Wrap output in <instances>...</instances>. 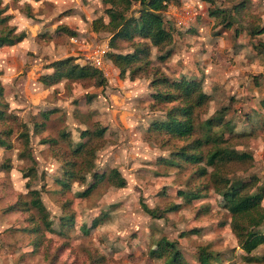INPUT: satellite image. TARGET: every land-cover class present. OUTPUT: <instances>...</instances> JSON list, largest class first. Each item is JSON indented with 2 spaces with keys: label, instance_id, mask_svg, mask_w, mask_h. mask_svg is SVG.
Segmentation results:
<instances>
[{
  "label": "rangeland",
  "instance_id": "374dc122",
  "mask_svg": "<svg viewBox=\"0 0 264 264\" xmlns=\"http://www.w3.org/2000/svg\"><path fill=\"white\" fill-rule=\"evenodd\" d=\"M1 1L13 16L9 25L26 38L0 49V80L13 131L12 147L0 148V264H168L164 258L150 256L162 238L175 243L182 264H200L198 252L205 246L225 253L223 264H255L246 261L232 233L230 215L219 206L211 180L214 168L206 162H182L176 167L164 163L187 142L148 131L153 121L165 118L150 107L151 75L121 78L120 71L106 59L108 83L104 87L70 80L46 87L39 81L52 72L48 68L52 62L73 57L79 64L90 65L86 58L98 46L109 48L112 34L93 30L95 20L109 22L103 0ZM181 1L175 5L192 11L196 21L189 32L176 28L173 52L164 63L153 49V65L172 80L182 76L203 79L204 91L211 97L204 118L228 107L227 119L234 122L236 132L248 134L236 139L235 147L253 156V162L246 165L220 166L223 174L232 179L256 176L264 186V131L257 115L264 99V34L251 38L246 20L231 16L227 28L221 19L209 15V8L231 13L240 0H216L214 6L202 0ZM249 1L245 18H256L264 25V0ZM166 18L174 26V18L169 14ZM61 27L76 35L59 32ZM119 45L122 52L131 51L130 45ZM49 109L57 111L44 122L42 112ZM249 114L247 123L243 117ZM39 124L45 127L37 133ZM97 128L107 132L103 139L89 141L96 149V171L99 175L117 171L126 186L116 187L106 179L88 194L95 183L88 174L86 183L75 182L68 193H61L57 184L63 172L59 151L45 140L60 139L65 132L74 144L87 142L82 134ZM60 145L68 147L63 142ZM199 168L206 169V176L195 174ZM35 190L40 192L55 233L31 207L7 211L21 200L30 203V192ZM190 190H200L204 197L187 203L179 192ZM173 204L182 206L161 219L144 209L162 211ZM69 215L75 217L74 228L62 235V219ZM96 219L100 223L87 233ZM263 255L264 245L252 253Z\"/></svg>",
  "mask_w": 264,
  "mask_h": 264
},
{
  "label": "trees",
  "instance_id": "16d2710c",
  "mask_svg": "<svg viewBox=\"0 0 264 264\" xmlns=\"http://www.w3.org/2000/svg\"><path fill=\"white\" fill-rule=\"evenodd\" d=\"M202 1L211 6H214L216 2V0ZM103 2L107 6L105 14L109 22L105 23L103 18H99L93 22V30L94 32L104 30L112 34L106 55L107 59L120 71L121 78H125L127 74L132 80L151 75L153 89L149 96L151 110L165 114L164 119L153 121L148 131L158 136L187 142L174 151L169 160H164V163L176 167L182 162L191 165H200L206 162L208 166L214 168L211 180L219 206L230 215V227L239 249L245 254L246 261L264 264V255L261 257L252 256L254 251L264 245V186L259 185L260 180L256 176L248 179L229 178L223 174V167H220L225 164L246 165L253 162L252 155L240 153L235 147V140L246 137L248 134L236 132L237 128L234 122L227 119V114L230 112L228 107H223L214 115L204 118L205 115H208L211 97L205 93L201 77L182 76L172 80L160 67L154 66L151 59L153 49L159 51L158 60L161 63L170 58L176 41L175 30L177 29L170 25L166 13L168 6L175 4L179 6L182 1L103 0ZM249 5V0H240L235 2L231 13L219 8H209V15L215 19H221V24L227 28L231 27V16L239 21L246 20L251 38H256L264 34V25L256 18H245ZM7 12L6 6H3V2L0 0V49L18 45L26 38L25 33L18 34L16 28L9 25L13 16ZM29 16L33 18L32 14ZM191 28L185 30L189 32ZM58 31L71 36L76 35L67 27H61ZM121 42L130 45L131 51L122 52L119 45ZM48 68L52 72L44 74L39 80L46 87L57 85L63 80L92 82L97 87H104L108 83L101 70L89 64H79L73 57L52 62ZM56 111V109L44 110L42 112L44 122L48 121ZM257 115L260 117L261 129L264 131V99L260 101ZM243 118L247 123L251 121L250 114ZM10 119V105L6 100L5 89L0 80V148L10 149L12 147L10 139L13 131L8 125ZM44 127L45 124L36 125V132L40 133ZM106 132V128H97L92 133L85 131L82 135L84 138H88V141L77 144H74L65 132L61 133L60 139L45 140V144H49L53 149L59 151L63 172L57 180V184L61 193H68L75 182L86 183L88 174H92L93 180H95V183L91 184L88 194L106 179L116 187L126 186V181L117 171L102 175L96 171V149L89 145V141L103 139ZM61 142L66 143L68 147L63 149L60 145ZM197 173L203 177L206 176L207 171L205 168H199L195 174ZM30 195L32 199L30 203L21 200V202L10 206L7 211H27L31 207L40 214L46 228L55 233L53 222L48 219V212L42 202L40 192L31 191ZM179 195L187 203L204 197L200 190L180 191ZM181 206L182 204H173L162 211L151 210L147 206H144V209L151 217L161 219L166 217L167 213L179 211ZM99 223V219L94 220L86 232L90 233ZM74 225V216L69 215L63 218L60 233L62 235L68 233L73 230ZM187 235L189 233L182 237ZM150 256L156 259L164 258L168 264H182V257L176 249L175 243L166 238L159 240L152 248ZM226 260L225 253L215 252L209 246L199 249L198 261L200 264H223Z\"/></svg>",
  "mask_w": 264,
  "mask_h": 264
},
{
  "label": "built area",
  "instance_id": "2783aa9c",
  "mask_svg": "<svg viewBox=\"0 0 264 264\" xmlns=\"http://www.w3.org/2000/svg\"><path fill=\"white\" fill-rule=\"evenodd\" d=\"M183 7L181 8L182 10H180L178 9L177 6H172L171 8H169L168 12L166 13V15L169 14L174 18V26L179 30H185L187 28H191L196 21V18L194 17V13H192V11H188ZM108 50H109L108 46H106L105 48L98 46L95 53L91 55L89 58H86L90 62V65H92L94 68L98 70H101L105 75H107V73L104 72V69L106 68V61H107L106 55L108 53Z\"/></svg>",
  "mask_w": 264,
  "mask_h": 264
}]
</instances>
